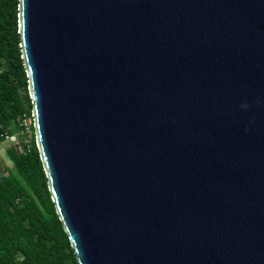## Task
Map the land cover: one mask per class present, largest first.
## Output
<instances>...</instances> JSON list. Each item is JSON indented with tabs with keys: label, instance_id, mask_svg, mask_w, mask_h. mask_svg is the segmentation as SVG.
I'll return each mask as SVG.
<instances>
[{
	"label": "water",
	"instance_id": "1",
	"mask_svg": "<svg viewBox=\"0 0 264 264\" xmlns=\"http://www.w3.org/2000/svg\"><path fill=\"white\" fill-rule=\"evenodd\" d=\"M19 29L79 264H264V0H20Z\"/></svg>",
	"mask_w": 264,
	"mask_h": 264
},
{
	"label": "trees",
	"instance_id": "2",
	"mask_svg": "<svg viewBox=\"0 0 264 264\" xmlns=\"http://www.w3.org/2000/svg\"><path fill=\"white\" fill-rule=\"evenodd\" d=\"M19 24L20 0H0V143L33 117ZM7 156L13 166L0 175V264H79L36 138L12 145Z\"/></svg>",
	"mask_w": 264,
	"mask_h": 264
},
{
	"label": "rangeland",
	"instance_id": "3",
	"mask_svg": "<svg viewBox=\"0 0 264 264\" xmlns=\"http://www.w3.org/2000/svg\"><path fill=\"white\" fill-rule=\"evenodd\" d=\"M25 93V92H24ZM31 98V95H30ZM27 121H29L31 118L33 119V117H25ZM33 123V127H31L30 132L28 133H23L22 130H16L14 132H12V134H9L8 137L9 139H6V141L4 143H0V163H2L3 165L7 166H13L12 162L10 161V159L7 156V150L15 144H19V143H31V141L36 138L35 136V131H34V121Z\"/></svg>",
	"mask_w": 264,
	"mask_h": 264
},
{
	"label": "built area",
	"instance_id": "4",
	"mask_svg": "<svg viewBox=\"0 0 264 264\" xmlns=\"http://www.w3.org/2000/svg\"><path fill=\"white\" fill-rule=\"evenodd\" d=\"M34 121V118L32 119H30L29 121H27L26 120V118L25 119H22L21 121H20V127H21V130H22V132L23 133H28V132H30V129H31V127H33L32 125H33V122ZM7 139H9V137L7 136ZM3 173V164L2 163H0V175Z\"/></svg>",
	"mask_w": 264,
	"mask_h": 264
},
{
	"label": "clouds",
	"instance_id": "5",
	"mask_svg": "<svg viewBox=\"0 0 264 264\" xmlns=\"http://www.w3.org/2000/svg\"><path fill=\"white\" fill-rule=\"evenodd\" d=\"M244 107H247V105H244Z\"/></svg>",
	"mask_w": 264,
	"mask_h": 264
}]
</instances>
